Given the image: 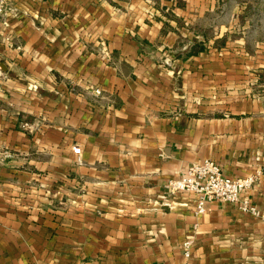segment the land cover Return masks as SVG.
Returning <instances> with one entry per match:
<instances>
[{
	"label": "crops",
	"instance_id": "obj_1",
	"mask_svg": "<svg viewBox=\"0 0 264 264\" xmlns=\"http://www.w3.org/2000/svg\"><path fill=\"white\" fill-rule=\"evenodd\" d=\"M4 19L0 264H264L236 203L162 202L208 158L261 168L264 209V0H10Z\"/></svg>",
	"mask_w": 264,
	"mask_h": 264
},
{
	"label": "built area",
	"instance_id": "obj_2",
	"mask_svg": "<svg viewBox=\"0 0 264 264\" xmlns=\"http://www.w3.org/2000/svg\"><path fill=\"white\" fill-rule=\"evenodd\" d=\"M10 10V0H0V21L6 24L4 15ZM5 40H10L6 37ZM20 48L19 45H16ZM2 86L0 83V91ZM96 95L101 93L99 88L94 89ZM27 127L26 122L23 123ZM75 153H80V147L73 148ZM79 160V159H78ZM262 169L241 176L231 177L222 170V165L213 159L194 161L184 167L175 177L169 178L164 184L163 203H170L172 198L179 194H193L195 199V214L201 215L205 212L207 203L218 200L222 202L236 203L240 210L248 212L264 221V209L253 205L248 196V191L258 181ZM198 223L193 224V229ZM193 237L186 235L180 245V251L185 258L192 253Z\"/></svg>",
	"mask_w": 264,
	"mask_h": 264
}]
</instances>
